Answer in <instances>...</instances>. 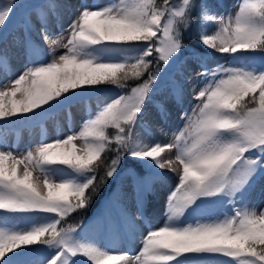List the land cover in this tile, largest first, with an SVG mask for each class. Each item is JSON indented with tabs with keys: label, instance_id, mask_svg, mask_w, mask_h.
<instances>
[{
	"label": "snow or ice",
	"instance_id": "1",
	"mask_svg": "<svg viewBox=\"0 0 264 264\" xmlns=\"http://www.w3.org/2000/svg\"><path fill=\"white\" fill-rule=\"evenodd\" d=\"M25 7L22 0L0 5V32L12 23L17 9ZM58 7H35L38 28L31 14L24 19L29 53L42 62L11 77L3 57L8 78L0 80V121L45 117L100 85L127 91L109 99L78 132L42 140L20 155L0 145V211L46 214L44 222L28 229L0 228V264H209L216 256L229 258L216 264H264V208L243 201L254 178L264 173V66H212L208 55L191 50L180 60V79L172 77L169 86L185 127L167 144L134 138L160 79L151 72L149 58L165 66L180 59L187 47L183 32L192 26L194 15L208 53L227 54L235 62L243 58L238 53L264 52V0H243L238 11L227 16L215 14L205 3L197 9L195 0H181L178 6L172 0L81 3L66 28L62 23L54 26L60 28L55 34L48 17L49 12L56 15ZM209 23L218 25L214 34L204 31ZM33 30L39 32L46 53L31 44ZM58 49L64 51L56 55ZM44 55L50 59L43 61ZM189 61L196 67H188ZM193 78L206 82L192 94L197 103L189 116L183 102ZM129 80L137 83L129 86ZM158 110L167 123V107L159 104ZM108 151L115 152L110 162L103 155ZM166 152L175 155L164 156ZM125 156L145 172L141 176L129 170L137 215L113 203L115 216L105 213L95 225L67 224L69 216L88 207L99 188L116 176ZM101 167L104 175L98 177ZM166 172L176 174L178 182L166 201L165 222L158 228L149 225L138 253L112 252L83 237L93 227L134 232L135 220L144 219L143 194L163 182ZM198 211L205 215L188 219ZM33 245H42L49 254L30 258L39 251ZM22 247L28 250L15 251Z\"/></svg>",
	"mask_w": 264,
	"mask_h": 264
},
{
	"label": "rangeland",
	"instance_id": "2",
	"mask_svg": "<svg viewBox=\"0 0 264 264\" xmlns=\"http://www.w3.org/2000/svg\"><path fill=\"white\" fill-rule=\"evenodd\" d=\"M6 0H0V5L5 3ZM23 3L27 5L25 9H17L16 15L13 17L12 23L8 25L7 29L0 32V80L7 79L5 70L3 68V57H7L10 64V75L15 77L18 75L26 66L31 64H36L42 62L37 56L30 55L29 45L27 44L28 36H26L25 30L23 28L24 19L28 14H31L32 22L37 25L38 21L35 15V7L38 5H47L51 3L57 4L59 7L56 9V15H52L49 12V24L52 27V31L55 34H59L60 28L54 27L57 24L62 23L66 28L68 22L74 19L77 14V8L81 3H87L88 5H98L104 6L105 4L115 2V0H46L44 3L39 2V0H22ZM208 5L210 10L219 16H227L229 14L234 15L238 11V6L243 3V0H203L201 2ZM179 5V3L175 4ZM46 12L49 10L44 9ZM218 25L215 23H209L204 25V31L209 34H214L217 30ZM201 30V24H199V31ZM30 42L35 47L42 49L44 53L47 49L44 43L40 39L39 32L37 30L31 31ZM64 49H58L56 55L61 54ZM209 64L214 66L217 63L224 64L226 66L233 67H261L264 66V59L259 56L248 55L243 57V52L238 53V56L243 57L242 59L232 60L230 55L221 56L218 53H208ZM50 59L47 55L43 56V61ZM188 67L195 68L196 65L192 62H188ZM180 68V60L177 59L175 63L168 66L164 65V70L160 75L158 85L154 88L153 93L150 95L149 99L144 105L143 116L141 122L136 126L134 138L142 141H147L149 143L162 142L164 144L169 143L174 139V135L179 133L181 129L185 127L186 120L180 119L177 115L178 109L175 106L174 100L170 96V83L171 78L175 77L180 79L177 72ZM185 75H188L187 70H185ZM203 78H193L192 81L186 85V97L183 102V109H186L189 116L192 115L193 107L197 101L192 99V94L198 91L205 84ZM103 93V92H102ZM101 94V93H100ZM118 96V95H116ZM80 96L73 97L72 99L60 104L56 108L52 109L51 114L45 117H39L33 120H22L19 117L11 118V122L5 124V122L0 121V145L11 149L14 154L20 155L26 152L27 149L34 147L39 144L42 140L51 142L57 137L63 138L72 132H78L83 125V123L90 117L96 114V112L103 107V105L109 100L105 95L96 101H89L88 103H77L76 98ZM90 98L88 92L83 99ZM82 99V100H83ZM75 103V104H74ZM164 104L167 109L172 112L170 113L167 123L161 120L159 115L158 105ZM168 105V106H167ZM18 130V132L16 131ZM148 130V131H147ZM158 132L160 136L158 139ZM79 146L80 142H76ZM174 156V152H166V155ZM165 155V153H164ZM252 155V154H246ZM138 166H140L138 164ZM141 168V166H140ZM145 175L144 169L141 168V174ZM59 179V177H57ZM119 180V181H118ZM170 185L165 194V198L161 204V210L159 211L160 217L157 219L156 223L151 225L153 228H158L165 222V205L167 198L176 186L178 182L177 175L174 174L171 177L165 179ZM116 191L115 195L110 196L106 202H104L102 208L100 209V214L96 215L95 220L91 221L88 225H95L98 218H100L105 213L111 212L113 216L117 214V209L113 207V203H118L124 208L130 205L132 208V214L137 215L138 208L136 202V193L133 187V177L129 174V171H124L119 177L117 174ZM115 184V183H114ZM149 193V192H148ZM143 194V205L142 213L144 219L137 223L139 227H143L145 232L148 230L149 224L145 221V217H148V210L152 206L148 205L149 198L147 194ZM147 196V197H146ZM110 198L112 200L110 201ZM243 201L249 207H256L257 209L264 208V173L258 174L251 185L247 188ZM149 208L148 210L146 208ZM136 208V210H134ZM218 211V209H215ZM129 212V211H128ZM136 212V213H135ZM130 213V212H129ZM46 214L41 213H31V214H8L0 211V228H16V229H28L35 224H39L43 221V217ZM205 213L200 211L193 213L188 219L194 220L197 217H203ZM106 227V226H105ZM128 232L127 229L121 228L117 230H109L101 233L100 228H91L88 232L82 233L85 239L95 242L98 246H101L112 252H122L117 251L115 246L119 244L124 246L123 234ZM123 233V234H122ZM103 234V235H102ZM143 237V236H142ZM141 237V242H142ZM126 240V237H125ZM129 237L127 236V243H130ZM141 248V243H140ZM139 248V249H140ZM139 250L136 251L138 253ZM135 253V254H136ZM49 251L45 248H41L37 253L32 255L30 258H37L41 256H47ZM132 254V253H131ZM229 258L225 257H212L209 258V264H216V261L227 260ZM229 264H235L234 261H229Z\"/></svg>",
	"mask_w": 264,
	"mask_h": 264
},
{
	"label": "trees",
	"instance_id": "3",
	"mask_svg": "<svg viewBox=\"0 0 264 264\" xmlns=\"http://www.w3.org/2000/svg\"><path fill=\"white\" fill-rule=\"evenodd\" d=\"M202 1L203 0H195V3L197 5V9H199V6H200ZM158 2H162V0H158ZM180 2H181V0H172L173 4H177ZM199 24H200V21H199L198 16L194 15L192 26L187 31L183 32V43L187 47H186V49L182 50V52L180 53V59L179 60H181L185 56L189 55V52L191 50H195L198 53H205L206 55H208L207 50L201 45L200 40H199V36H198ZM248 55L257 56V57L259 56L260 58L264 59V52H260V51L243 52V57H246ZM149 59L152 60L151 72L153 74H159V76H160L164 70L163 62L156 61L154 57H150ZM127 83L129 86H134L135 83H137V81L129 80ZM112 90H116L120 94L122 92L127 91V89L121 90V89L116 88L113 85H100V86H97V88H95V89H89L88 92L90 95H95L101 91H112ZM76 91L79 92V91H83V90L77 89ZM120 94H118V95H120ZM69 95H71V93H69ZM108 131H109L110 135H114V132H115L114 129H109ZM103 155H104L105 161L110 162L111 159L115 156V152L108 151V152L104 153ZM127 168L128 169H135L136 172L139 175H141L140 166H138V164L130 161L129 158L127 156H125L124 160L121 162L118 173L120 174L121 170H126ZM103 175H104V168L101 167L98 171V177L103 176ZM116 179H117V174L112 179L108 180L105 185H103L99 188L98 193L93 195L91 203L89 204L88 207H86L84 209L77 210L74 214H72L71 216L68 217L66 223L76 225V226H81V225H84L87 221H89L93 214L95 216L98 209H100V206L103 205L102 203L105 202V200L109 196L110 192L112 191V188H110V185L112 187V185L116 181ZM113 180H114V182L112 183ZM30 247L33 249H39V250L41 248H44L42 245H33ZM27 250L28 249L26 247H22L21 249H16L15 251L19 252V251H27ZM9 255H12V254L9 253Z\"/></svg>",
	"mask_w": 264,
	"mask_h": 264
},
{
	"label": "bare ground",
	"instance_id": "4",
	"mask_svg": "<svg viewBox=\"0 0 264 264\" xmlns=\"http://www.w3.org/2000/svg\"><path fill=\"white\" fill-rule=\"evenodd\" d=\"M161 133H158V139ZM162 143V142H160ZM164 144V143H162ZM164 156H170L169 154ZM166 178L171 177L174 175V173L172 172H166L165 173ZM169 183L164 180L163 182H156L153 185V190L151 192H149L147 194L149 201H148V205L152 206V208L150 210H148L149 208L147 207L146 209L148 210V224L153 225L154 223H156L157 219L160 217V213L159 211L161 210V204L163 199L165 198V194H167V190L169 189ZM146 196V197H147ZM130 205H127L126 210L130 211ZM135 224H136V228L134 230V232H132L131 234H129L128 232L125 234L124 232V241L125 245L124 247H119L117 246L116 249L117 251H122V252H129L132 254H135L137 250H139L140 248V243H141V237L143 236V234L145 233V230L141 229L138 225H137V220H135ZM128 231V230H127ZM127 236L129 237L130 243H127ZM126 237V240H125Z\"/></svg>",
	"mask_w": 264,
	"mask_h": 264
}]
</instances>
